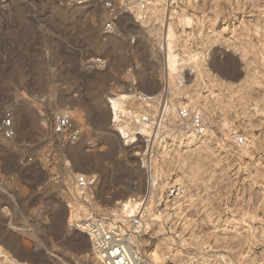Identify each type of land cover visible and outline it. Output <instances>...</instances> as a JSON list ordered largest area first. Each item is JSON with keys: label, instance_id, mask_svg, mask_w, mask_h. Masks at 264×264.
<instances>
[{"label": "rangeland", "instance_id": "obj_1", "mask_svg": "<svg viewBox=\"0 0 264 264\" xmlns=\"http://www.w3.org/2000/svg\"><path fill=\"white\" fill-rule=\"evenodd\" d=\"M116 4L123 12L114 29L104 32L101 0L82 6L71 0H0V117L10 112L16 129L14 138H0V246L26 264H101L86 232L67 219V203L77 197L74 173L97 178L81 200L89 216L104 212L120 221L121 200L144 198L146 138L136 133L133 143H125L108 107L116 94H133L126 112L146 109L137 92H161L162 99L164 53L158 32L136 21L130 1ZM166 7L179 61L188 59L186 50L205 52L186 67L202 71L193 87L206 105L199 113L213 131L202 134L208 147L185 146L173 140L181 127L165 120L160 137L168 150L153 148L158 163L172 168L173 178L182 175V156L189 159L184 170L198 162L200 170L184 176L185 192L175 196L176 204L175 197L160 196L162 217L148 233L140 231L139 251L157 244L163 264H264V0H170ZM97 56L107 66L89 69L87 61ZM192 74L185 71V83ZM58 110L82 124L77 142L65 144L52 135ZM152 115L156 125L161 116ZM227 119L233 135L244 138L240 146L225 139ZM0 264L14 263L0 252Z\"/></svg>", "mask_w": 264, "mask_h": 264}, {"label": "bare ground", "instance_id": "obj_2", "mask_svg": "<svg viewBox=\"0 0 264 264\" xmlns=\"http://www.w3.org/2000/svg\"><path fill=\"white\" fill-rule=\"evenodd\" d=\"M129 1L131 4L130 9H132V13L134 14V17L136 18V21L137 22L139 21L140 23H142L143 26H146V27L147 25H149L153 31H155L154 29H156V31L158 32L156 33L158 34L156 38L160 39V44H161V47L164 53V69H165L164 71L166 74V79H165V82L163 83L164 85L163 90H164L165 96L161 99V96H160L161 92L160 93L157 92L154 95V98H153L154 104H152L151 112L147 110L148 105L145 106L146 109L142 107L141 109H138L136 111L134 110L131 112H126L125 103L128 102V99L132 97L133 94L132 96L130 93L129 94H126V93L116 94L114 97L112 96L113 98H111V100L109 101L110 105L108 108L110 112V119L111 121H113L112 122L113 124L111 122L110 123L115 126V128L118 131L117 133H121L119 134V136L122 135V137L125 139L124 140L125 143H133L136 139V136H135L136 133L138 134L140 133L146 138L145 141L147 145L145 144L143 151L141 152L143 155L142 160L144 164H146L147 168H150L153 182L157 183L160 189H162L167 184V180L165 179L169 175H171L173 171H171L172 168L170 167H167L166 169H164V167L158 163L157 158L155 157L153 153V148L156 145H158L159 148L162 149L163 154H166V151L168 150V145L167 143H165L163 136L162 137L160 136H161V133L164 127H168L167 126L168 124L167 125L165 124V120L167 118H172V121H171L172 123L177 121L178 118L176 117L177 115H175V112L177 111L179 106L190 105L191 106L190 108L194 109V110L192 109L191 110L195 113H199V111L201 112L202 109L206 106L202 103L200 104V101L196 99L198 98V92H195L197 91L196 90L197 88L195 89L193 87L194 85H197L196 82L198 81V79L200 80L199 77L202 71L199 70L201 71L199 73L198 70L196 69L198 68L196 67V65H190L191 64L190 62L194 64L193 61L198 60V59H204V58H201V55L205 57V52L199 53L191 49L186 50V52L188 51L186 53L188 59L180 60L181 62L179 61V53L177 49L175 48L176 42H177V32L175 31L173 23L168 19L167 17L168 12L166 11L167 9L166 4L168 5L170 0H157V1L156 0L155 1L146 0L145 3L143 1L141 2L140 0H138L139 2H136L135 0H129ZM150 11L151 13L153 12L154 14L148 15ZM156 19H158L159 25L152 28L153 26L151 27V24L158 23V22H154V20ZM188 62L190 64H188L189 67L187 68L186 63ZM200 64H198L197 66H199ZM203 66L204 65H202L201 67ZM205 69H206V66H204L202 70L205 71ZM185 71H188L190 74L194 73L192 74L193 78L190 79L191 82L190 80L189 81L187 80L188 83H185V80H186ZM181 97L189 98L188 103H186V101H183ZM199 105H201L200 109L198 108ZM203 112H205V110L202 111V113ZM153 113H156L159 116H161V119L160 117L158 118L159 122L157 121L156 125H154L155 123H153V121L151 120L149 121V119L152 118ZM142 115H148V117L150 116V118H148L147 121H142V118H141ZM206 115L208 118V115L210 114L206 113ZM131 121H133L135 124L134 128L130 125ZM222 123L225 124V127H228V130L224 133L226 137L225 139H230L231 141L234 142V138L236 136V135H233V133L236 132L235 127H229L228 119L226 121L224 120ZM22 127L25 129L24 124ZM178 127H181V126H178ZM186 128L181 127V130L179 129V133L177 135L175 134L173 135V140L174 141L178 140L179 142H182V144H184L185 146H191L193 143H199L197 147L203 146V145L206 146L208 144L205 141L208 139H206L205 136L197 135V132L192 128L190 123L187 124ZM168 131L172 132L170 130ZM212 131L213 130H211V127L209 126L208 130L206 131L204 135H207L209 133L211 134ZM187 132H190V133H187ZM185 137H187L186 138L187 140L185 143H183V139ZM202 137H205V138L203 139ZM244 145L247 146V144H244ZM245 146H241L242 147L241 149L244 150L243 147ZM181 158H182V161H179V162H180V167L182 168V175L176 177L174 181L180 184L181 186H183L182 184L184 181L183 180L184 176H186V178H188V176L190 178H193L195 174L198 173L197 171L200 170V165H199L200 162L196 163L195 165L189 164L190 169L187 167L189 171L186 172L185 170L187 168L185 170L184 168L187 166V162H189L188 161L189 159L188 158L186 159V157L184 158L183 156ZM173 165H176V164H173ZM160 175L161 176L164 175V177L166 176V178L163 177V179L161 178V181H158V177ZM156 200L158 199L155 198L153 194L147 195L146 200L145 199L141 200V199H138L132 196H127L125 197V199L120 201L119 207L117 209L119 213H116V214L120 216L119 218L121 220L129 224L131 218L139 214L141 208L144 209L147 213V217L144 218L143 221L139 223L138 225H134L133 231L135 232L143 231V233L146 234L149 232L150 228L152 227V224L160 221L162 217V212L157 209V206H156L157 204L155 203ZM174 203L175 204L177 203L176 197H175ZM67 208H68V215H67L68 222L71 223V225L72 223H76L78 225L79 231L85 233L84 223L87 217L89 216L88 215L89 212H88L86 204H84L79 198L76 197L74 200L67 203ZM179 208H181L180 203H179ZM179 214L180 215L183 214L182 210L180 209H179ZM85 235L87 234L85 233ZM87 239H90L88 235H87ZM128 241H129L128 247L130 251L132 252V254L138 255L137 251H139L141 247V242H140V239L138 238V235L130 234V236L128 237ZM92 250L96 254V256L99 258V255L95 251L93 244H92ZM0 252L3 253L6 258H9L11 262H13L14 264H26L25 261L18 260L14 258L13 256H10L9 253L5 251L4 248H2L1 246H0ZM146 253L149 255L151 264H163V254L162 252H160L159 246L157 244L153 246L152 248H150L149 250H146ZM219 263L220 262L218 263L215 262L214 264H219ZM206 264H209V263H206Z\"/></svg>", "mask_w": 264, "mask_h": 264}, {"label": "built area", "instance_id": "obj_3", "mask_svg": "<svg viewBox=\"0 0 264 264\" xmlns=\"http://www.w3.org/2000/svg\"><path fill=\"white\" fill-rule=\"evenodd\" d=\"M93 0H71L74 5H85ZM141 2L145 0H140ZM102 4L107 10L106 19L103 25L104 32H110L114 29L115 21L122 14L116 0H101ZM107 66V61L103 57L97 56L90 58L87 61V67L91 70H102ZM155 93H142L137 92L135 97L141 101L142 105L147 106L152 103L153 96ZM142 121L148 120V115L141 116ZM177 121H175V128L181 126L186 128L187 124L190 123L192 128L197 132V135L205 134L207 131V125L204 121V116L200 113H195L191 110L190 106H179L177 109ZM177 124V125H176ZM187 129V128H186ZM52 135L59 141L65 144H72L79 140L82 135L83 126L77 122L72 114L68 110H58L53 114L50 127ZM176 133V132H175ZM16 135V129L13 122L12 114L6 111L0 117V138L3 140H10ZM244 138L241 135L235 136V142L237 144L242 143ZM31 161L32 157H28ZM143 162V161H142ZM142 168L146 173L145 179V192L144 198L149 194H153L158 200L155 201L157 207L161 205V201H164V196L168 200L171 197L181 196L184 194V189L174 180L172 175L174 172L167 177V185L160 189L157 183L152 180L150 168L144 163ZM164 176H159L158 181ZM176 177V176H175ZM171 180V181H170ZM97 178L94 174L87 173H74L72 186L74 192L80 200L88 195L96 186ZM146 194V196H145ZM161 196V201L159 197ZM147 217V213L144 209H140L139 214L131 218L130 223H123V221L115 220L109 213H96L92 212V215L88 216L85 220V232L89 236L95 251L99 255V261L101 264H151L149 255L146 252H138V255L132 254L128 245V237L130 234L141 235V232L133 231V226L138 225ZM77 228L78 225L76 224Z\"/></svg>", "mask_w": 264, "mask_h": 264}]
</instances>
